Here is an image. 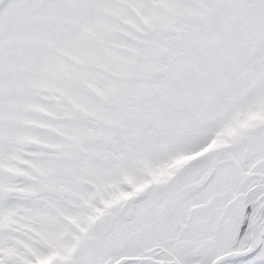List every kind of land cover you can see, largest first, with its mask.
<instances>
[{
  "label": "snow or ice",
  "instance_id": "obj_1",
  "mask_svg": "<svg viewBox=\"0 0 264 264\" xmlns=\"http://www.w3.org/2000/svg\"><path fill=\"white\" fill-rule=\"evenodd\" d=\"M0 264H264V0H0Z\"/></svg>",
  "mask_w": 264,
  "mask_h": 264
}]
</instances>
